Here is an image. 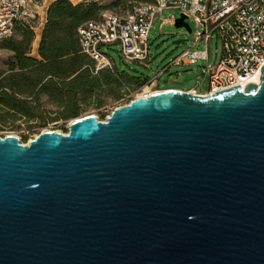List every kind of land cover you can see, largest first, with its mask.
<instances>
[{
  "label": "water",
  "instance_id": "water-1",
  "mask_svg": "<svg viewBox=\"0 0 264 264\" xmlns=\"http://www.w3.org/2000/svg\"><path fill=\"white\" fill-rule=\"evenodd\" d=\"M260 70L245 89H166L66 133L0 136V264H264Z\"/></svg>",
  "mask_w": 264,
  "mask_h": 264
},
{
  "label": "trees",
  "instance_id": "trees-1",
  "mask_svg": "<svg viewBox=\"0 0 264 264\" xmlns=\"http://www.w3.org/2000/svg\"><path fill=\"white\" fill-rule=\"evenodd\" d=\"M40 2V0H33ZM154 0H53L38 45L32 56L36 19H19L0 48L11 52L0 68V120L16 117L69 121L106 98L119 100L147 84L148 78L119 70L96 69V62L82 51L79 28L99 19L103 11L123 15L136 4ZM36 18V16H35ZM67 131V129H66Z\"/></svg>",
  "mask_w": 264,
  "mask_h": 264
},
{
  "label": "built area",
  "instance_id": "built-area-1",
  "mask_svg": "<svg viewBox=\"0 0 264 264\" xmlns=\"http://www.w3.org/2000/svg\"><path fill=\"white\" fill-rule=\"evenodd\" d=\"M33 0H0V43L11 35L15 22L31 16ZM179 9L187 19L200 27L194 45L208 44L216 34L222 43L218 60L209 64V87L200 93L197 87L187 89L196 94H210L240 85L262 75L264 65V0H154L136 4L120 15L103 11L99 19L89 20L79 28L81 49L96 62V69L116 67L106 49L118 46L126 61L145 66L150 58V33L164 9ZM175 17L167 20L174 23ZM186 19V20H187ZM209 60L208 49H185L153 77L145 87L153 92L176 89L161 87L159 80L171 66H187ZM261 82V81H260ZM258 85L260 83H257ZM183 90V89H178Z\"/></svg>",
  "mask_w": 264,
  "mask_h": 264
},
{
  "label": "rangeland",
  "instance_id": "rangeland-1",
  "mask_svg": "<svg viewBox=\"0 0 264 264\" xmlns=\"http://www.w3.org/2000/svg\"><path fill=\"white\" fill-rule=\"evenodd\" d=\"M30 9L31 16L28 18L36 19L35 24L37 30L39 31L40 19L33 9V4L30 5ZM180 14L181 11L179 9L167 8L164 9L155 20L154 27L150 33L151 58L146 62L148 64L147 66L136 61H126L118 46L106 49L105 52L110 55L119 70H123L143 78H149L153 77L163 67L167 66L171 60L183 50L189 48H191V50L207 48L209 53L208 61L201 60L187 66H171L164 72V74L161 75L159 80L161 87L180 89L197 87L199 92H205L209 87V73L205 72V68L209 64L217 62L222 43L220 38L214 34L208 44H206L205 41H202L199 45H194V42L196 41L195 33L200 29L196 22L191 19L186 20L191 27V32H189L185 27H176L174 23L167 22V20L172 17L178 18ZM179 40L181 42L176 44L175 42ZM10 55V51L0 48V68H5L4 61L8 59ZM31 55L38 56V48L36 47L35 42L33 43ZM145 86L138 90L131 91L119 100L108 97L106 98V104L104 106L96 107L93 105L89 107L80 117L95 115L100 120H106L116 107L127 104L137 96L142 95L144 91L148 89ZM150 89L152 90L153 88L150 87ZM1 113L2 111L0 110V115ZM70 121L71 120L50 121L46 125L40 126V120H26L25 118L20 117L9 119L6 122L0 120V136L13 134L18 136L22 142L29 143L43 131L57 130L59 132H68V125Z\"/></svg>",
  "mask_w": 264,
  "mask_h": 264
},
{
  "label": "crops",
  "instance_id": "crops-1",
  "mask_svg": "<svg viewBox=\"0 0 264 264\" xmlns=\"http://www.w3.org/2000/svg\"><path fill=\"white\" fill-rule=\"evenodd\" d=\"M53 0H41V2H35L33 4V9L36 12V14L39 16L40 19V24H39V31L37 30V28L35 27V44L36 47L38 48L39 42H40V38H41V34H42V30L44 27V23L46 22V17H47V9L50 5V3ZM74 3H78L82 0H72ZM176 89H180V88H176ZM183 90H187V89H183ZM200 93H204V92H200Z\"/></svg>",
  "mask_w": 264,
  "mask_h": 264
},
{
  "label": "bare ground",
  "instance_id": "bare-ground-1",
  "mask_svg": "<svg viewBox=\"0 0 264 264\" xmlns=\"http://www.w3.org/2000/svg\"><path fill=\"white\" fill-rule=\"evenodd\" d=\"M260 75H258V76H256V77H254L253 79H252V82H254V83H260ZM148 89L146 90V91H144V93L142 94V95H139V96H137V97H144V96H148V95H150L151 93H153V90H151L149 87H147Z\"/></svg>",
  "mask_w": 264,
  "mask_h": 264
}]
</instances>
